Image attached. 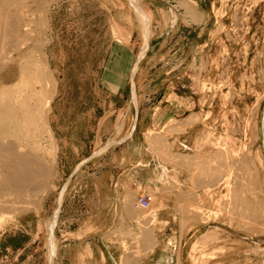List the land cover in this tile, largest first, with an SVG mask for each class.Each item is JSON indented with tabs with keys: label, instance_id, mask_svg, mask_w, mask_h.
I'll return each instance as SVG.
<instances>
[{
	"label": "rangeland",
	"instance_id": "1",
	"mask_svg": "<svg viewBox=\"0 0 264 264\" xmlns=\"http://www.w3.org/2000/svg\"><path fill=\"white\" fill-rule=\"evenodd\" d=\"M20 1L29 9L24 7V11H32L27 15L31 21L29 31L23 29L31 35L28 46L42 50L57 85L54 89L51 83L55 96L47 118L58 156L51 184L54 187L44 201L29 208L19 204L3 217L0 254L8 253V249L15 254L23 253L20 264L27 260L29 264H61V258L70 264L71 255L63 251L69 244L72 249H79L81 243L88 246L90 238L99 244L100 236H90L88 225L115 221L118 214L105 208L112 199L109 179L132 172L130 162L137 164L139 151L129 149L127 143L135 142L139 147L149 148L148 159L141 162L148 165L141 167L144 178L151 175L158 163H165L168 173L180 176L181 187L171 185L173 188L166 187L160 193L140 184L141 193L152 198L147 211L134 207L137 194L133 192L123 194L122 199L135 215L165 209L174 201L178 219L174 217L182 243L174 249L178 260L168 263L161 258L163 264H264V258L257 255L264 250V208L257 207L258 201L264 202V0H238L241 7L232 12L229 8L233 0H220L216 14L223 17L229 12L231 20L210 23L209 32L216 39L217 53L216 50L181 53L176 40H168L166 44L162 41L170 24L164 21L165 17L176 21L179 11L185 8L187 14L192 10L188 14L191 16L195 0H122L127 9L131 8L132 19L138 21L137 29L128 21L118 20L121 0H42L45 6L33 0ZM135 3L140 9L141 3L147 14H153L149 49L134 75L137 102L131 76L129 79L126 74L128 81L125 75L124 81L120 80L124 87L117 92L119 96L113 94L120 85L114 87L107 82L113 74L123 75L121 68L126 64L134 62V67L146 46V29ZM42 7L46 10L43 15ZM34 12H40V18ZM230 12L235 13L233 17ZM39 20L45 22L40 24ZM184 34L188 45L199 41L192 29ZM121 47L130 50L123 63L116 51ZM218 47L224 50L219 52ZM171 94L190 101L181 102L183 112L178 117L172 113L164 125L152 126L155 113L168 105L161 100ZM183 121H188L187 126L192 124L187 127ZM147 138L160 139V151ZM150 157L154 158L153 164ZM160 217L164 220L169 215L160 213ZM194 228L199 229L190 233ZM205 236L212 239L204 245L201 243ZM74 239L78 242H73ZM162 242L154 248L147 247L146 256L154 251V258L159 259L169 247ZM129 249L130 256H143L140 243ZM135 250L139 253H132ZM88 251L82 256L83 264L89 262ZM167 254L173 256L168 251Z\"/></svg>",
	"mask_w": 264,
	"mask_h": 264
},
{
	"label": "bare ground",
	"instance_id": "2",
	"mask_svg": "<svg viewBox=\"0 0 264 264\" xmlns=\"http://www.w3.org/2000/svg\"><path fill=\"white\" fill-rule=\"evenodd\" d=\"M28 1H26V2H28ZM33 1H34V3H39V6L42 3V0H33ZM192 2H194V1H192ZM24 4L25 3H23V1H20V0H0V224L4 221L3 217H5V215L8 214L7 211L10 210L11 208L17 207L19 204H22L23 206L25 205L28 208L32 207V206L40 205L44 201L45 196L48 194L49 190L54 187L51 184H52V180L55 176L56 168H57V166H56L57 159L56 158L58 156L57 155L58 153H56V151L58 150V148L56 149L55 140L53 138V134L50 131V127H49L50 121L47 118V110H48V112L51 111V109H52L51 103H52V100L55 96L54 92H53V88L51 86V83L53 82V79H52L53 77L51 78V75L49 73V69L47 68V65H46V62H47L46 59L47 58H45L44 54L42 53V50L41 49L40 50L39 49L38 50L33 49L34 50L33 51L31 49V47L28 46L29 45L28 43H30L29 37H31V35H28L27 32H23V29L25 31H29L28 27H30L29 22H31V21H29V19L27 18V15L32 11L26 12L29 9H27V7ZM116 4H118V3H116ZM180 4L181 3H179V6H180ZM27 5H28V3H27ZM135 5H136V3H135ZM193 5L195 6V3L191 4V7H192V9H194L193 10V12H194L196 6L193 8ZM24 7H26V9H27L26 11H24L25 10ZM119 7H120V12H119L120 14H118L119 15L118 20L119 21H128L130 23L131 27L136 28V29L139 28L138 21L133 20L131 17V14H132V12L130 10L131 8L127 9L126 5L122 2V0H121ZM140 7H141V9L136 5V9H138V11H139L138 13H140V16H141L140 19H141L143 29L144 30L146 29L144 31L145 37H146V46L144 48L143 53L139 57L144 58L145 54L148 50V37H150V35H151L150 22L153 21V14L152 13L147 14L146 11L141 6V3H140ZM175 7L179 10L177 5ZM183 7H184V5H183ZM39 9H40V7H39ZM188 9L190 10V8H188ZM126 10H128V11L130 10V11L128 12ZM185 10H186V8H185ZM43 11H44V9L42 7L41 8L42 15H43ZM191 11L192 10H190L189 13ZM44 12H46V10ZM37 13L38 12H36V14H35V12H34L33 14L38 15L40 12L38 14ZM192 13H191V15H192ZM193 14L195 15V13H193ZM40 16L41 15L39 14V18H40ZM144 16L147 19V21H146L147 23L145 22ZM36 18L38 19V16H36ZM194 18H196V17H194ZM169 19L170 18H168L166 16L164 21H166V23L168 21L170 22ZM40 20H39L40 24L45 22V20H44V22H43V20H42V22ZM36 21L38 22V20H36ZM37 22L35 24H37ZM185 24H187V22H185ZM146 25H147V27H146ZM191 25H192V23H191ZM43 27H44V25H43ZM42 28H38V29L42 30ZM34 30H32V31H34ZM40 32L41 31L39 30V33ZM123 33L125 34V32H123ZM129 33H127V34H129ZM41 35L42 34H40V36ZM131 35H132V33H131ZM43 41H44V39H43ZM125 52H126V50H125ZM125 54H127V53H125ZM133 63H132V65H133ZM132 65L128 64V68L126 69L127 77L130 73ZM12 71H16V73H14ZM52 85H54V82L52 83ZM56 86L54 87V89L57 88ZM188 120H190V118ZM187 122L183 121V123H185L183 125L187 126V124H186ZM191 122H193V121L191 120ZM190 125H188V126H190ZM176 128H178V127H176ZM180 128H182V127H180ZM180 131H182V129ZM180 131H178V132H180ZM184 131H186V130H183L182 132H184ZM167 133H170V132L167 131ZM149 135L151 136L152 133H149ZM149 135H147V137ZM149 139L151 140V138H149ZM147 140H148V138H147ZM150 140H148V141L150 142ZM151 142L153 143V145H151V146L152 147L154 146L155 149L157 147V150H159L158 147H161V145H162L161 144L162 142L160 141V139L152 138ZM152 143H148V144H152ZM151 146L149 145V147H151ZM55 149H56V151H55ZM171 157H173V156H171ZM150 158L154 159L153 157H150ZM127 160H129V159H127ZM169 160H170V158H169ZM224 161H226V160H224ZM172 162H174V161H172ZM131 163L132 162H130V165H131ZM164 164H162V163H158L156 165L154 164L151 175L149 177L144 178V182L146 185H149L148 188L150 191L153 190L155 193H160V192H162V189H164L166 187L173 188V187H170L171 185H176V186L181 187L180 186L181 181L178 179V177H180V176H177L178 174L173 175L174 173L173 174L168 173V171H167L168 169H166ZM142 166L147 168V166H148L147 162H144ZM224 168H225V166H224ZM186 169L188 170V166ZM177 171H180V169ZM177 171L175 170V173ZM184 175H185V173H184ZM224 175H226V174H224ZM224 180H226V179H224ZM228 192H230V191H228ZM237 194H238V192H237ZM124 195L120 194L118 197V199L120 198V202H121L122 206L125 205L124 204L125 200L124 201L122 200V199H124ZM239 195H237V196H239ZM185 198H186V196H185ZM188 198H189V196H188ZM194 198H196V197H194ZM118 199H116V200H118ZM230 199H228V200H230ZM105 200H106V198H105ZM190 200H191V198H190ZM228 200H227V202H228ZM237 200H238V198H237ZM122 201H123V204H122ZM117 203H119V202L117 201ZM230 203H232V202L230 201ZM256 203H257V199H256ZM263 203H262V201H260V202L258 201V203H257L258 209L262 210L264 208ZM253 204H254V202H253ZM164 205H165V203H164ZM252 207H253V205H252ZM257 207H255V205H254V208H257ZM125 208H126V206H125ZM228 209H230V208H228ZM228 209H226V210H228ZM231 209H233V208H231ZM160 210L161 209H159V208H155L148 214L137 215L138 217L137 216L134 217V218H136L135 219L136 223L140 224L141 225L140 228H142V230H143V233L141 235L143 237V244L145 246L144 249H146L147 247H148V249H151L150 246H152V245H153L152 247L154 248V246L160 242L157 235H155L157 237H155V236L151 237V233L153 231L163 230L166 226L167 222L165 220H162L160 217ZM165 210H167V209H165ZM239 210H240V208H239ZM117 211L114 210L115 214H117ZM262 211L264 212V210H262ZM244 212L245 211H243V213ZM258 212H257V214L260 213V212L259 213ZM257 214H255V215L257 216ZM142 223H144L145 225H142ZM257 223H259V222H257ZM90 230L91 229H88L89 232H90ZM93 230H95V229L93 228ZM219 234H221V233H219ZM207 237H206V239H203L204 242L203 241H202V243L198 242V245H199V243H201V244L208 243L209 240L212 239L211 237L209 238V236H207ZM195 248H196V246H195ZM195 248L193 250H195ZM200 248H202V247H200ZM254 248H256V247H254ZM254 248H253V251H254ZM136 250H138V249H136ZM150 253H152V252H150ZM192 253H194V252H192ZM161 254H162L161 255L162 259H164V260L167 259L166 262L170 263L171 261H173V262L175 261L174 256L168 255L166 250H163V252ZM202 254H205V253H202ZM255 254H256V252H255ZM257 255L264 258V250L258 251ZM165 256H167V258ZM249 256H251V255H249ZM256 261H258V260H256ZM178 264H179V262H178Z\"/></svg>",
	"mask_w": 264,
	"mask_h": 264
},
{
	"label": "crops",
	"instance_id": "3",
	"mask_svg": "<svg viewBox=\"0 0 264 264\" xmlns=\"http://www.w3.org/2000/svg\"><path fill=\"white\" fill-rule=\"evenodd\" d=\"M194 2H195V6H196L195 7L196 8L195 15L189 16L187 14V12H185L186 11L185 9H181V11H179V15H178L177 20L174 21V19H172L170 21L169 27H167V29H165L162 41H164V44H166L170 40H176L177 45H179V51L178 52H181V53H184L187 50L190 52H194V53H201L205 50H208V52L212 53L213 50H216L215 52L217 53V46L218 45H216L217 44L215 41L216 39H213L212 34H210V32H209V26H210V23H218V22H225V21L231 20V17L228 14L229 12L226 13V15H224L223 17L216 14V10H219V8L221 6L220 0H195ZM231 2H232V7L229 8L231 12L235 11L238 7L239 8L241 7L240 6L241 3L238 2V0H233ZM231 12H230V15H232ZM234 14L235 13H233L232 17L234 16ZM194 17H196V18H194ZM232 20H233V18H232ZM188 21L190 23H192V25L191 24L190 25L185 24V22H188ZM186 29L187 30L192 29L193 32H197V37H198L199 41L194 42L191 45L186 44L185 39L187 37L184 34V32L187 31ZM204 38L206 40H204ZM222 40L224 41V43H226V40L224 37ZM164 44H162V46ZM227 47L229 48V46H227ZM121 48H124L126 50V52L124 49H121ZM121 48H119L120 50L117 49L116 51H118L117 54L119 53V60H121V62L123 63V62H126V61H123L125 56H127V58H129L130 50L128 47L127 48L121 47ZM168 48H169V46L167 47V49ZM218 50H219V52L223 51L224 47H222V48L218 47ZM124 52L127 54L124 55ZM133 65H134V63H133ZM133 65H132L131 69L133 68ZM127 68H128V64H126L125 67L121 68L123 75H120L119 73L113 74L112 77L107 80V82H109L111 85H114V87H118V85H120V80L124 81V78H123L124 75H125V78L127 79V77H126V69ZM131 71L132 70H130V73H129V79L131 76ZM127 81H128V79H127ZM123 87H124V84L120 85L117 88V91L116 92L114 91L115 93L113 94V96H119L118 91L120 88H123ZM138 101H139V99H138ZM161 101L167 102L168 105L165 106V110H162L159 113L158 112L155 113L154 119H152V124H151L152 126H155V127L156 126L160 127L161 125H164L166 123V121L168 120L169 115H171L172 113L178 117V115L181 112H183L182 111L183 105H180L181 102L190 101V99H186V97H180L177 94L176 95L171 94L168 97L167 96L163 97V99ZM170 118H173V117L170 116ZM128 143H127V146H130V147H128L129 149L137 150V151H139L138 153L139 154L141 153V154L140 155L138 154L139 158H138L137 164H135V163H134V165L131 164V166H132V170H131L132 172L131 173L124 172V173L119 174V175H113L111 178L109 177L110 178L109 182L112 183V185H111L112 199L106 205L105 208H106V211L111 213V214L114 212V210L115 211L118 210L117 211L118 215L115 218V221H109V222H106V223L100 224V225L94 224L93 222L89 223L88 229H91L90 230L91 231L90 236L91 235L100 236L98 239L99 244L94 243V241H93L94 238L89 239L90 243L88 244V246L83 245L81 243L79 249H72V246H70L72 244H69V247L64 249L63 251L65 253H69L71 255L70 264H83L81 262L82 256L84 254H87L86 253L87 250H89L88 252H90L91 255L88 254V256H90V258H89V262L86 264H124V263L125 264H131V263L132 264H163L161 261V255H160L159 259H157L158 257L154 258L155 253H156L154 251H152V253L149 256H146L145 252L147 251V249H144L145 246L143 244V237L141 235L143 233V230H142V228H140L141 225L137 224L134 220V217H136L137 215H135V213L131 210V208H129L128 205L122 206L121 202H120V198L118 200H116L118 195H120V194L126 195L132 191H133V193L137 194V196L143 195V193H141V192H143V189H140V184L141 185L143 184L142 186L146 185L144 182V179H143L145 176L143 177V175H141L140 171H141V167H143L141 162L145 161L149 157V155H147V152H146L147 150H149V148L146 145H143L144 148L139 147L138 144L135 142H128ZM123 161L125 162L126 159L124 158ZM153 161H154V159H151V163ZM143 168H145V167H143ZM117 201L119 203H117ZM173 202L174 201H171V203L169 204V207L165 208L167 210H165L164 208L162 210H160L161 216H162V214L169 215L168 218L167 217L164 218V220L168 221V223H166V227L163 230L153 231L154 233L153 232L151 233V237L157 235L161 244L163 243L162 241H164L166 246L169 245V247L167 246L168 247L167 251L169 254L172 253L174 258H175V261H177L178 260L177 254H175L174 249H175V247H178L179 245H181L182 235L180 233V229L178 226V220L175 219V217L178 219V217L176 215L178 212L176 209L177 207L174 206ZM125 206L127 209L125 208ZM93 228L95 230H93ZM198 229L199 228H197V229L194 228L192 231H190V233H193L194 230L196 232ZM157 236H155V237H157ZM161 239H162V241H161ZM73 242L77 243L78 240L74 239ZM95 242H97V240H95ZM139 243H140V247H141L140 253L144 257L143 256L141 257L139 255H138L139 256L138 257V256L133 255V254L130 256L131 252H130L129 247L136 246ZM132 252L136 253V251H132ZM137 253H138V251H137ZM72 255H73V258H72ZM22 256H23V253L15 254V253H12L11 249H8V253H6V254L4 253V255L0 254V264H20V258ZM29 263H30L29 260H27L25 262V264H29ZM60 263L61 264H68L64 258H61Z\"/></svg>",
	"mask_w": 264,
	"mask_h": 264
},
{
	"label": "built area",
	"instance_id": "4",
	"mask_svg": "<svg viewBox=\"0 0 264 264\" xmlns=\"http://www.w3.org/2000/svg\"><path fill=\"white\" fill-rule=\"evenodd\" d=\"M152 198L146 194L137 196L134 201V207L138 210L147 211L151 208Z\"/></svg>",
	"mask_w": 264,
	"mask_h": 264
},
{
	"label": "water",
	"instance_id": "5",
	"mask_svg": "<svg viewBox=\"0 0 264 264\" xmlns=\"http://www.w3.org/2000/svg\"><path fill=\"white\" fill-rule=\"evenodd\" d=\"M150 37H148V49H149V42H150ZM146 55V54H145ZM143 60V58L138 57L137 63L136 65L133 67L132 71H131V82H133V96L136 98V102L138 101V97H137V86L135 84V79H134V75H135V69H138L140 62ZM138 65V66H137ZM63 195L64 192H62L61 194V203L63 202ZM54 229V227H53ZM52 229V230H53ZM53 245L50 244V248H51V255H53Z\"/></svg>",
	"mask_w": 264,
	"mask_h": 264
}]
</instances>
